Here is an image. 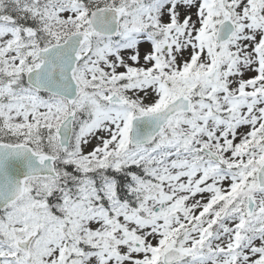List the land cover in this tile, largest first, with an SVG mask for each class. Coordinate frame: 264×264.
<instances>
[{"label":"snow or ice","instance_id":"obj_1","mask_svg":"<svg viewBox=\"0 0 264 264\" xmlns=\"http://www.w3.org/2000/svg\"><path fill=\"white\" fill-rule=\"evenodd\" d=\"M0 264H264V0H0Z\"/></svg>","mask_w":264,"mask_h":264}]
</instances>
